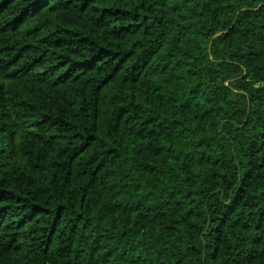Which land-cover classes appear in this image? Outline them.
I'll return each instance as SVG.
<instances>
[{
    "label": "trees",
    "instance_id": "16d2710c",
    "mask_svg": "<svg viewBox=\"0 0 264 264\" xmlns=\"http://www.w3.org/2000/svg\"><path fill=\"white\" fill-rule=\"evenodd\" d=\"M0 264H264V0H0Z\"/></svg>",
    "mask_w": 264,
    "mask_h": 264
}]
</instances>
